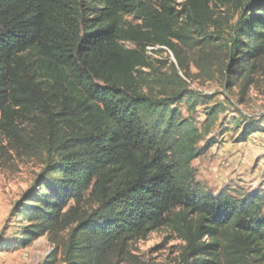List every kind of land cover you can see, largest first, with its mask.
<instances>
[{
    "label": "trees",
    "instance_id": "16d2710c",
    "mask_svg": "<svg viewBox=\"0 0 264 264\" xmlns=\"http://www.w3.org/2000/svg\"><path fill=\"white\" fill-rule=\"evenodd\" d=\"M187 51L208 77L222 55L225 90L243 95L264 61V0H0V151L44 165L0 251L46 237L41 264H110L170 224L178 264L264 262L262 194L192 185L211 143L197 148L202 133L175 106L211 98L187 88ZM222 112L206 106L205 123ZM258 131L246 125L238 142Z\"/></svg>",
    "mask_w": 264,
    "mask_h": 264
},
{
    "label": "rangeland",
    "instance_id": "374dc122",
    "mask_svg": "<svg viewBox=\"0 0 264 264\" xmlns=\"http://www.w3.org/2000/svg\"><path fill=\"white\" fill-rule=\"evenodd\" d=\"M184 0H177L178 3ZM194 53L185 52L188 65L187 88L196 95L210 97L211 101L200 103L189 111L185 102L175 108L183 118H188L202 133L197 148L211 143L204 154L191 163L192 185H197L213 195L222 190L237 198L259 192L264 197V61L254 77V83L243 95L239 88L226 91L219 73L222 55L214 59L213 75L198 71L194 65ZM163 64H156L162 72L170 73L172 57L162 55ZM220 104L223 112L214 123H205L204 108ZM255 125L260 131L238 142L246 125ZM213 142V143H212ZM5 146V143H1ZM44 171L42 157H27L15 154L9 149L0 151V242L12 241L18 237L22 224L10 217L14 203L28 191ZM264 216V208L262 211ZM65 234L57 240L64 243ZM184 244L170 224L151 232L145 240L131 242L126 250L110 258V264H178ZM53 249L46 237L19 250L0 251V264H41ZM57 264H61L58 262ZM264 264V262H252Z\"/></svg>",
    "mask_w": 264,
    "mask_h": 264
}]
</instances>
